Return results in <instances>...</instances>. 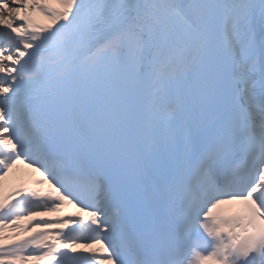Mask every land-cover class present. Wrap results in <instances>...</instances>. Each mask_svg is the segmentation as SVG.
I'll list each match as a JSON object with an SVG mask.
<instances>
[{
  "label": "snow or ice",
  "instance_id": "obj_1",
  "mask_svg": "<svg viewBox=\"0 0 264 264\" xmlns=\"http://www.w3.org/2000/svg\"><path fill=\"white\" fill-rule=\"evenodd\" d=\"M0 264H264V0H0Z\"/></svg>",
  "mask_w": 264,
  "mask_h": 264
},
{
  "label": "bare ground",
  "instance_id": "obj_2",
  "mask_svg": "<svg viewBox=\"0 0 264 264\" xmlns=\"http://www.w3.org/2000/svg\"><path fill=\"white\" fill-rule=\"evenodd\" d=\"M20 168H21L20 173L16 174L17 179L24 180L30 178L33 175H36V173L32 172L30 169H26L23 166H20Z\"/></svg>",
  "mask_w": 264,
  "mask_h": 264
}]
</instances>
